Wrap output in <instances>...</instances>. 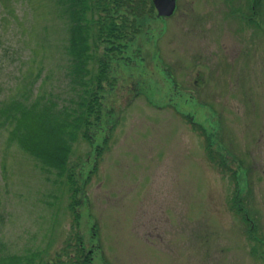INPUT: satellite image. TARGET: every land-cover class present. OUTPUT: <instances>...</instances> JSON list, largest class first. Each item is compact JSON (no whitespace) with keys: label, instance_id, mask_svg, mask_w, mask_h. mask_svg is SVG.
<instances>
[{"label":"rangeland","instance_id":"1","mask_svg":"<svg viewBox=\"0 0 264 264\" xmlns=\"http://www.w3.org/2000/svg\"><path fill=\"white\" fill-rule=\"evenodd\" d=\"M144 1L120 51L91 41L93 58L109 57L100 119L61 176L0 120V253L73 264L79 238L91 264H264V0L255 37L252 0H177L168 17ZM94 7L98 23L108 11ZM65 12L60 0H0V111L92 90L95 59L85 84L65 75Z\"/></svg>","mask_w":264,"mask_h":264},{"label":"trees","instance_id":"2","mask_svg":"<svg viewBox=\"0 0 264 264\" xmlns=\"http://www.w3.org/2000/svg\"><path fill=\"white\" fill-rule=\"evenodd\" d=\"M60 1L61 9L66 11L64 15L68 20L65 75L69 78L71 85L85 84L86 81L83 79L91 73L88 63L95 59L97 70L95 74L90 75L93 84L92 90L86 89L83 95L82 93L79 95L78 100L72 99L71 105L75 104V106L65 104L58 106L55 99H50L49 103H46L48 100L42 102V97L29 104L21 99H16L14 104L11 103L13 105L9 110L0 111V120L4 118V120L9 119L14 122V128L9 137L35 158L37 166L46 172L55 171L57 176L64 173L67 154L78 132H81L85 139L92 142L89 133V128L93 125L92 116L94 115L93 118L96 121L100 119L101 102L98 92L103 88V81L107 79L109 57L107 60L93 58V53H97V50L96 46L92 45L91 47V44H96L97 39L106 41L111 39V48L116 49L117 52L120 51L123 46L122 41L130 38V29L139 27L135 19L146 13L143 10L144 0H93L91 4H89V0ZM94 5L96 8L102 7L108 11L105 15H98V23L94 22ZM114 9H118L119 14L114 15L112 13L116 11ZM87 13H89V17ZM104 141L106 142V139ZM96 148L95 153L100 154L103 146ZM52 167H56L55 170ZM73 180L71 176H68L72 199L69 208L74 212L76 220L78 215L74 210V205L80 203L75 199L79 187L70 182ZM78 244H76V253L71 263L91 264L90 254ZM24 252L0 253V264H41L40 251L34 252L27 249Z\"/></svg>","mask_w":264,"mask_h":264},{"label":"water","instance_id":"3","mask_svg":"<svg viewBox=\"0 0 264 264\" xmlns=\"http://www.w3.org/2000/svg\"><path fill=\"white\" fill-rule=\"evenodd\" d=\"M158 16H169L175 7V0H152Z\"/></svg>","mask_w":264,"mask_h":264},{"label":"flooded vegetation","instance_id":"4","mask_svg":"<svg viewBox=\"0 0 264 264\" xmlns=\"http://www.w3.org/2000/svg\"><path fill=\"white\" fill-rule=\"evenodd\" d=\"M177 1V0H176ZM257 0H252L251 6H250V15L248 16V21L252 25H257L258 18H257ZM252 37H255V34L258 33V27H252Z\"/></svg>","mask_w":264,"mask_h":264}]
</instances>
